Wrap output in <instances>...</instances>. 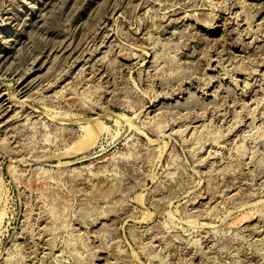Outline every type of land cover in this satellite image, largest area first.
<instances>
[{
	"label": "rangeland",
	"instance_id": "obj_1",
	"mask_svg": "<svg viewBox=\"0 0 264 264\" xmlns=\"http://www.w3.org/2000/svg\"><path fill=\"white\" fill-rule=\"evenodd\" d=\"M0 264H264V0H0Z\"/></svg>",
	"mask_w": 264,
	"mask_h": 264
},
{
	"label": "bare ground",
	"instance_id": "obj_2",
	"mask_svg": "<svg viewBox=\"0 0 264 264\" xmlns=\"http://www.w3.org/2000/svg\"><path fill=\"white\" fill-rule=\"evenodd\" d=\"M115 64H116V63H115ZM86 81H88V80H85V82H86ZM81 82H82V81H81ZM85 82H84V86H85V85L88 86V83H87V82L85 83ZM84 86H82V87H84ZM88 90H89V89H88ZM65 97H66V96H65ZM85 98H86V97H85ZM65 116H66V115H65ZM152 120H153V118L151 119V121H152ZM155 120H156V119H155ZM153 122H154V121H153ZM171 122H172V121H171ZM173 122H174V121H173ZM240 122H241V121H240ZM240 122H239V123H240ZM154 123H155V124H158V123L160 124V122H157V123L154 122ZM162 123H163V122H161V125H162ZM204 123H205V122H204ZM186 124H187V123H186ZM186 124H185V125L183 124V125L180 127V129L185 128L184 130H179V132L181 131L180 133H182V134L184 133V134H185V133H186V129H189V127H190L191 124H190V123L187 124V125H186ZM203 126H204V125H203ZM206 126H207V125L204 126L203 130L201 129V128H202L201 126H199L200 128L197 127L198 129H197L196 133H195V131H194L193 134H192V136L196 135V138H198V141H200V140L202 141V138H204V140L207 139L208 135L210 136V134H211L210 132H211V131H209V129L207 130V129L205 128ZM227 126H228V125H227ZM235 126H236V125H235ZM236 127H237V126H236ZM234 128H235V127H234ZM234 128L231 127V130L234 129ZM204 129H206V130H204ZM213 129H214V127H213ZM228 129H229V128H228ZM210 130H211V129H210ZM214 132H215V131H214ZM212 133H213V131H212ZM216 133H217V132H216ZM117 134H118V133H117ZM197 134H199V136H197ZM206 134H207V135H206ZM221 136H222V135H221ZM113 137H114V136H113ZM222 137H223V136H222ZM196 138H195V140H196ZM219 138H221V137H219ZM209 139H210V141H211L212 143H214V142H215V143H216V142L220 143V142L218 141V137H217V138H214V139L212 138L213 140H212L211 138H209ZM221 139H222V138H221ZM219 140H220V139H219ZM198 141H196V142H198ZM194 142H195V141H194ZM205 142H206V144H207V142H209V140L204 141V142L202 143V145H203ZM199 143H200V142H199ZM81 144H82V143H81ZM195 144H196V143H195ZM78 145H79V144H78ZM202 145L200 144L201 147H202ZM211 145H212V144H210V146H211ZM213 145H214V144H213ZM215 145H216V144H215ZM219 145H220V144H219ZM203 146H204V145H203ZM216 146L218 147V144H217ZM203 148H204V147H203ZM220 148H221V147H220ZM215 154H216V153H215ZM29 155H30V154H29ZM228 166H229V165H228ZM228 168H229V167H228ZM228 168H227V169H228ZM224 170H226V169L224 168ZM222 172H223V171H222ZM103 173H104V172H103ZM227 188H228V187H227ZM2 195H3V194H2ZM231 212H232V211H231ZM250 222H251V220H250ZM52 246H53V245H52ZM54 247H55V245H54ZM54 249H56V248H54ZM54 249H53V250H54Z\"/></svg>",
	"mask_w": 264,
	"mask_h": 264
}]
</instances>
